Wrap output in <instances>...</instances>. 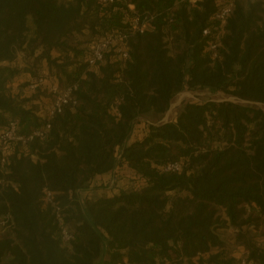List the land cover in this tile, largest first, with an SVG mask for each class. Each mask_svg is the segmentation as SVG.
<instances>
[{"label": "trees", "instance_id": "1", "mask_svg": "<svg viewBox=\"0 0 264 264\" xmlns=\"http://www.w3.org/2000/svg\"><path fill=\"white\" fill-rule=\"evenodd\" d=\"M113 30L127 38L90 64ZM20 51L77 83V104L0 161V264H264V0H0V133L17 120L29 135L49 114ZM198 87L235 99L188 101L163 120ZM120 181L130 189L115 192Z\"/></svg>", "mask_w": 264, "mask_h": 264}, {"label": "built area", "instance_id": "2", "mask_svg": "<svg viewBox=\"0 0 264 264\" xmlns=\"http://www.w3.org/2000/svg\"><path fill=\"white\" fill-rule=\"evenodd\" d=\"M105 3H112L115 0H101ZM196 2L198 0H190ZM234 3L231 2L228 5L221 7L217 13V17L220 19H225L233 10ZM148 27V23L145 21L142 24H139L138 18L134 19L133 28L136 30L143 31ZM210 30L205 29L204 34H209ZM127 38V34L122 33L121 31L113 30L107 33L104 37L99 39L93 46L92 56L89 59V63L92 65L99 64L104 61L106 53L113 46H118V44ZM215 44L212 45L214 49ZM119 58L125 60L129 57V51L123 46H119L117 49ZM41 86L46 88L47 91L52 95L50 97V103L47 106V112L49 114V119L43 125L42 128L33 131L29 135H24L19 132V123L17 120H10L7 127L0 133V151L2 152L1 163L6 161V152L9 149L11 143L23 142L27 143L34 140L36 137L44 140L51 129V120L54 116L61 113L64 108L68 105L75 106L77 104V98L75 95V90L78 88V84H70L67 86H62L59 80L54 76L39 75L33 83L30 84L29 88L36 89ZM182 167L180 162L169 163L166 167V170L177 171ZM46 199L48 202L54 205L55 211L60 218V225L62 230V237L65 241H70L73 238L72 232L68 229L67 225L64 223V219L60 214V207L54 201V195L51 191H47ZM245 263V262H243Z\"/></svg>", "mask_w": 264, "mask_h": 264}, {"label": "rangeland", "instance_id": "3", "mask_svg": "<svg viewBox=\"0 0 264 264\" xmlns=\"http://www.w3.org/2000/svg\"><path fill=\"white\" fill-rule=\"evenodd\" d=\"M79 38H81V40L82 39L85 40L86 38L88 39L89 37L86 36V35H81V36H79ZM36 56L37 55H30L28 52L20 51L19 52V56H18V60L16 61V63L18 65H21V66L23 64H28L30 66H33L34 67V70L37 73L51 77L50 72L48 71V63H47V61L44 60V59H38L37 60L36 59L37 58ZM25 82H26V78L25 79L23 78V81L20 82V83H18V85H16V87H15L16 90L20 91V86H22ZM23 89L25 90L24 92L22 91L23 94H26V95H31L32 94L31 92L26 91V89L24 87H23ZM42 89L43 90H41L39 92L41 94V97H43V99H42L43 102L42 103L43 104H47L45 106H48L49 105V101H50V97H52V95L47 91L46 88H42ZM229 99L231 100V99H235V98L226 95L222 91L213 90V89H211L209 87H205V88L198 87V88H194V89H190V88L189 89H185L182 92L178 93L174 97L173 102H172L169 110L165 114L163 120L164 121H168V120L175 119L177 117L179 111L183 107V105L186 102H188V101L204 102V101H209V100L222 101V100H229ZM260 106H262V105H260ZM262 107L264 108V106H262ZM35 159H37V157ZM103 186L104 187H102L99 190H97V193L104 192L106 190V187L108 185L106 186L104 184ZM113 187H115V190L114 191L115 192H118L120 189H130V183H124L123 181H120L119 182V185H116V183H115ZM84 193L87 194L88 197H90V198L92 196H94V193H91V192L90 193L89 192H84ZM85 194H84V197L86 198L87 195H85ZM232 233H233V231L231 229H229V231L226 232L225 234H226V236L231 237L232 236ZM240 247L241 246L239 245L238 248H240ZM242 248H240L241 250H240L239 256H241L242 253L244 252Z\"/></svg>", "mask_w": 264, "mask_h": 264}, {"label": "crops", "instance_id": "4", "mask_svg": "<svg viewBox=\"0 0 264 264\" xmlns=\"http://www.w3.org/2000/svg\"><path fill=\"white\" fill-rule=\"evenodd\" d=\"M18 60V58L16 59V61ZM15 64H17L16 62H15ZM24 65H28V64H23L22 66H24ZM21 66V65H20ZM48 71H49V67H48ZM47 73V72H46ZM23 78H28V79H32V77H31V74H29V73H25V74H23V75H21V76H19V77H17V78H15L14 80H13V85H14V87L19 83V81H21V80H23ZM36 157H34V159H35ZM36 160V159H35ZM109 178H110V176H109ZM110 185L112 186L113 185V181H111V183H110Z\"/></svg>", "mask_w": 264, "mask_h": 264}, {"label": "bare ground", "instance_id": "5", "mask_svg": "<svg viewBox=\"0 0 264 264\" xmlns=\"http://www.w3.org/2000/svg\"><path fill=\"white\" fill-rule=\"evenodd\" d=\"M184 94V93H183ZM183 97V96H182ZM180 99V98H179Z\"/></svg>", "mask_w": 264, "mask_h": 264}]
</instances>
